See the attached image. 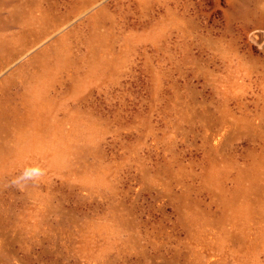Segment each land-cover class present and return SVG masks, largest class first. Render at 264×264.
Segmentation results:
<instances>
[{"label":"rangeland","instance_id":"374dc122","mask_svg":"<svg viewBox=\"0 0 264 264\" xmlns=\"http://www.w3.org/2000/svg\"><path fill=\"white\" fill-rule=\"evenodd\" d=\"M0 264H264V0H0Z\"/></svg>","mask_w":264,"mask_h":264}]
</instances>
